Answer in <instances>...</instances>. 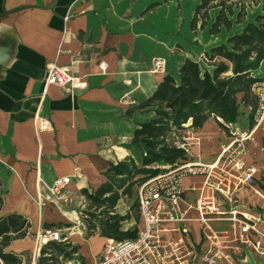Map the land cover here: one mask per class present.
Returning <instances> with one entry per match:
<instances>
[{
    "label": "crops",
    "instance_id": "1",
    "mask_svg": "<svg viewBox=\"0 0 264 264\" xmlns=\"http://www.w3.org/2000/svg\"><path fill=\"white\" fill-rule=\"evenodd\" d=\"M199 3L0 0V219L18 214L31 225L27 235L13 240L7 251L23 258L26 252H36L35 237L41 228L60 229L65 234L70 228L68 214L76 215L86 204L82 191L96 190L107 181L111 163L140 159L142 151L132 143L135 130L155 115L152 108L140 105L166 75L178 79L187 58L201 60L205 52L225 42L218 37L226 30L217 35L209 31L218 9L210 10L205 29H192ZM157 57L166 60L163 72L153 71ZM54 63L80 77L86 87L69 92L47 85ZM253 76L264 79V60ZM241 111L232 128L236 135L253 129L251 107L242 105ZM37 117L48 118L52 129L38 133ZM189 125L180 130L192 135L188 161L212 164L236 138L235 160H242L247 169L254 168L255 175L252 184L233 191V200L205 187L204 175H187L182 180L185 202L206 198L220 211L247 214L264 231V130L257 129L251 139L243 140L230 136L233 131L223 128L215 118L200 128ZM66 176L71 177L67 187L70 201L63 203L62 209L54 204L41 209L35 201L41 183ZM258 195L261 197L256 199ZM198 215L195 209L189 212L192 218ZM140 224L139 216L125 228ZM210 225L221 230L230 228L231 222L213 220ZM179 226L172 224L170 228ZM188 226L190 242L198 249L205 248L204 225L193 220ZM73 234L82 236L79 231L70 238ZM179 235L178 230L166 233L169 238ZM251 235L262 242V250L243 247L236 254L238 264H264V240ZM97 261L92 254L87 262Z\"/></svg>",
    "mask_w": 264,
    "mask_h": 264
},
{
    "label": "trees",
    "instance_id": "2",
    "mask_svg": "<svg viewBox=\"0 0 264 264\" xmlns=\"http://www.w3.org/2000/svg\"><path fill=\"white\" fill-rule=\"evenodd\" d=\"M260 2L200 0L191 22L193 30L198 26L202 30L207 27L213 8L218 9V14L210 24L211 34L217 35L223 29L230 33L235 24L241 28L227 36L225 42L205 52L201 60L187 58L179 69L178 79L166 75L154 94L140 105L155 112L154 117L142 122L134 133L132 143L142 151L140 159L111 163L106 172L107 181L96 190L82 191L86 199L83 226L88 237L95 233L116 240L138 236L136 226L124 227L130 215L116 212V207L122 197L132 196L136 185L160 174L164 170L161 164L188 161L184 150L171 145L168 140L171 133L183 130L189 123V127L200 128L210 118L227 129L226 123H235L242 115V105L251 107L249 119L253 127L257 100L252 86L262 80L253 76V72L264 60V9L253 21H247L246 9L248 4ZM2 204L0 190V207ZM133 207L137 209L136 201ZM30 226L18 214L0 219V264H23L20 255L6 248L13 240L24 238ZM79 251L80 245L71 240L48 241L40 249L37 264H68L78 260L80 264H88Z\"/></svg>",
    "mask_w": 264,
    "mask_h": 264
},
{
    "label": "built area",
    "instance_id": "3",
    "mask_svg": "<svg viewBox=\"0 0 264 264\" xmlns=\"http://www.w3.org/2000/svg\"><path fill=\"white\" fill-rule=\"evenodd\" d=\"M165 66L166 60L157 57L153 71L163 72ZM46 83L63 87L69 92L86 87L85 81L56 63L50 66ZM252 94L257 100L254 125L250 133L241 135L243 140L251 139L257 129L264 130V79L253 84ZM35 123L38 133L52 129L48 118L37 117ZM233 125L234 123L225 124L228 130ZM171 136V145L188 153L192 139L190 132L181 133L179 130ZM236 143L235 138L223 148L221 155L212 164L191 161L176 163L170 165L169 170L139 184L136 190L141 221L137 227L138 236L124 240L106 238L95 264H238L236 254L243 247L261 251L262 242L256 241L251 234L264 240V231L257 227L256 221L250 216L244 213L239 216L236 210L220 211L215 202L203 197L190 204L184 199L182 180L187 175H204V186L224 199H232L234 190L253 183L255 169H247L242 160H235V151L238 150ZM70 181L71 177L66 176L57 178L50 184L42 182L35 197L38 206L43 209L48 204H54L61 209L63 203L70 201L67 194ZM192 209L198 212V218L189 216ZM193 220L204 225L207 246L203 249H198L189 240L188 223ZM213 220H228L231 226L215 230L210 225ZM172 224L180 226L172 229ZM172 230H178L180 235L175 238L167 237L166 233ZM37 235L39 252L48 241H67L70 238L55 228H43Z\"/></svg>",
    "mask_w": 264,
    "mask_h": 264
},
{
    "label": "rangeland",
    "instance_id": "4",
    "mask_svg": "<svg viewBox=\"0 0 264 264\" xmlns=\"http://www.w3.org/2000/svg\"><path fill=\"white\" fill-rule=\"evenodd\" d=\"M249 5V6H248ZM247 5V21H253L255 16L259 13H263V9H264V0H261L260 4L258 5H253V4H248ZM238 8H235V11L238 12ZM233 20H235V17H233ZM241 28L240 25L238 24H235L234 25V30L230 33H227L226 31H224L219 37L218 39L220 40H226L225 37H227V35H230L231 33L239 30ZM228 130V129H227ZM229 132L233 131V133H235L234 129H229L228 130ZM230 136H233V137H238L240 139H243L241 138V135H233L231 133ZM161 167L164 169L162 172H165L167 170L170 169V165L168 164H161ZM137 187L138 185H136L134 188H133V194L132 196H124L120 199V201L118 202L117 204V207H118V210H117V207H116V212L122 214V215H126L127 213L130 215L129 219L124 222V227H128L131 225V223L136 219V215L138 213V210L137 209H134L133 207V204L135 203L136 201V190H137ZM86 207V204L84 206H82V208L78 209L76 212L77 214H73V216L69 215L68 214V221H69V224H70V228L66 230V233L67 235H69V237H71V233L73 232H81L82 233V236L80 235H72V238H69V240H71L74 244H77V245H80V253L82 255H84L85 259L89 262H91L92 260V254L94 255V258L95 259H99V255H100V250L101 248H103V245L105 243V240L103 238V236L99 235L98 233H95L91 236H87L86 233H85V230H84V226H83V210L85 209ZM62 208H63V205H62ZM61 208V209H62ZM66 210V209H65ZM72 212V211H70ZM43 228H41L37 233H36V237H35V244H36V252H26L25 253V257L23 258L20 254L21 257H22V260H23V264H37L38 262V258H39V255H40V252L38 251V248H39V243H38V238H37V234L42 232ZM90 257L91 255V259L89 258H86V256ZM79 262L78 261H71L69 262L68 264H77ZM88 263V262H87Z\"/></svg>",
    "mask_w": 264,
    "mask_h": 264
},
{
    "label": "bare ground",
    "instance_id": "5",
    "mask_svg": "<svg viewBox=\"0 0 264 264\" xmlns=\"http://www.w3.org/2000/svg\"><path fill=\"white\" fill-rule=\"evenodd\" d=\"M264 195V194H263ZM259 197H261V195H258V196H256V199H258ZM74 233V232H73ZM73 235H75V234H73Z\"/></svg>",
    "mask_w": 264,
    "mask_h": 264
}]
</instances>
